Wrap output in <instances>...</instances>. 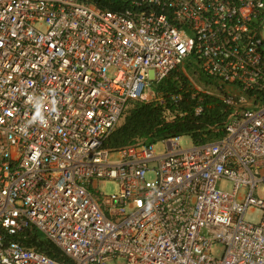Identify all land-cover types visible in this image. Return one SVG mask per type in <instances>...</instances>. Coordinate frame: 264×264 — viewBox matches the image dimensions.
<instances>
[{
    "label": "built area",
    "instance_id": "1",
    "mask_svg": "<svg viewBox=\"0 0 264 264\" xmlns=\"http://www.w3.org/2000/svg\"><path fill=\"white\" fill-rule=\"evenodd\" d=\"M263 32L264 0H0V264H264ZM191 56L214 137L110 147Z\"/></svg>",
    "mask_w": 264,
    "mask_h": 264
},
{
    "label": "trees",
    "instance_id": "2",
    "mask_svg": "<svg viewBox=\"0 0 264 264\" xmlns=\"http://www.w3.org/2000/svg\"><path fill=\"white\" fill-rule=\"evenodd\" d=\"M154 90L164 95V101L134 102L125 112L124 122L112 133L108 141L110 147L118 148L143 140L154 142L174 135L189 136L196 143L205 142L214 137V126L223 125L227 119L224 103L208 95H205L204 111L196 114L197 97L186 81L181 84L170 76ZM177 95H181V100L176 103L173 97ZM25 243L36 244L50 256L69 262L64 252L40 233L27 238Z\"/></svg>",
    "mask_w": 264,
    "mask_h": 264
},
{
    "label": "rangeland",
    "instance_id": "3",
    "mask_svg": "<svg viewBox=\"0 0 264 264\" xmlns=\"http://www.w3.org/2000/svg\"><path fill=\"white\" fill-rule=\"evenodd\" d=\"M170 76H173V79L181 82V84L186 81V83H188V86H190V89L197 94H206L208 96H212V98L214 99H219L217 96L222 92L216 79L206 75L193 56L187 58L185 62L181 64ZM151 92L152 96L154 97V101H158V99L164 98V95L162 93H159L157 90L155 94V90H151ZM132 104H130L126 111H128L132 107ZM125 115L126 113L122 117L119 126L124 122ZM181 144L185 148L190 147L193 144L192 138L189 136H184L182 138ZM160 147L163 148L162 146H157V149H161ZM152 176L153 175L151 174L148 175L149 178ZM220 186L224 188H230L229 183L221 182ZM98 190L110 194L118 191L119 185L115 181L107 180L105 182L99 183ZM250 217L252 219H256L257 214L251 215ZM222 249L223 245L221 244L216 248L215 255H219L222 252Z\"/></svg>",
    "mask_w": 264,
    "mask_h": 264
}]
</instances>
